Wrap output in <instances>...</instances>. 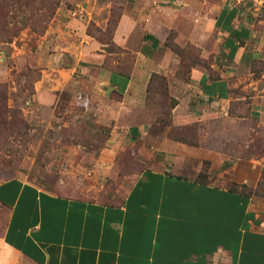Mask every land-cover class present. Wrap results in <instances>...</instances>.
<instances>
[{"label":"rangeland","instance_id":"1","mask_svg":"<svg viewBox=\"0 0 264 264\" xmlns=\"http://www.w3.org/2000/svg\"><path fill=\"white\" fill-rule=\"evenodd\" d=\"M19 3L7 8L10 31L0 36V85L7 94L4 104L0 100V180L19 177L65 197L119 204L138 177L158 165L159 143L169 135L183 139L181 172L199 181L213 182V173L240 156L264 157V125L252 114L247 92L235 87L225 113L222 105H205L192 82L194 71L217 77V68L231 64L214 21L220 8L237 4L264 32V0ZM121 21L137 35L158 34L154 63L163 65L139 75L127 94L105 89L76 60L85 38L104 46L103 66L117 59L118 68L132 73L136 53L114 43ZM251 69L264 71V60ZM154 74L165 78L167 91ZM263 194L264 185L255 201H264ZM7 219L0 205V252Z\"/></svg>","mask_w":264,"mask_h":264},{"label":"crops","instance_id":"2","mask_svg":"<svg viewBox=\"0 0 264 264\" xmlns=\"http://www.w3.org/2000/svg\"><path fill=\"white\" fill-rule=\"evenodd\" d=\"M214 21L231 64L217 68V77L194 71L192 82L205 105H222L225 113L241 86L264 125V71L251 69L264 60V32L237 4L222 6ZM114 43L137 55L130 76L119 71L117 59L103 66L107 54L95 41L83 38L76 54L82 72L107 90L127 94L139 75L163 66L154 63L161 44L156 32L137 35L121 21ZM158 149V165L117 205L51 193L19 177L0 180V205L8 209L0 264H264V201L225 185L255 188L264 157L240 156L219 172L212 167L215 180L203 183L181 172L183 143L164 138Z\"/></svg>","mask_w":264,"mask_h":264},{"label":"trees","instance_id":"3","mask_svg":"<svg viewBox=\"0 0 264 264\" xmlns=\"http://www.w3.org/2000/svg\"><path fill=\"white\" fill-rule=\"evenodd\" d=\"M21 2V0H13L12 3H7V2H4V3H0V36L3 37L1 35L2 31L5 32V34H7V32H9L10 30H8L6 28V25H5V22L7 21L8 17L10 16V10H7V8L11 5H15V4H21L19 3ZM49 2V1H48ZM5 5V7H4ZM44 7H46L48 10L52 7V5H49V4H45ZM3 28V29H1ZM17 34V33H16ZM16 34H14L16 36ZM119 71H121L122 73H126L127 75H131V73L129 72H125V71H122L120 68H119ZM154 77H157L160 80V85H161V88L164 89L165 91H167V85H166V80L164 77H161L157 74H154ZM152 81V80H151ZM4 86L3 85H0V97H1V102L2 104L3 101H5V99L7 98V94L5 92V88H3ZM169 138L171 139H174V140H177V141H183V139H181V137H179L178 135H169ZM203 183H208L207 181H201ZM262 185H264V169H263V172H262V176H261V179L259 181V184L253 188V187H250L246 184H239V183H236V182H233V181H228L226 183V186L232 190V191H238L240 193H243L247 196H256L258 195V191L262 190ZM264 197V194L262 195ZM122 203V202H120ZM119 203V204H120ZM108 205H117V204H108Z\"/></svg>","mask_w":264,"mask_h":264}]
</instances>
